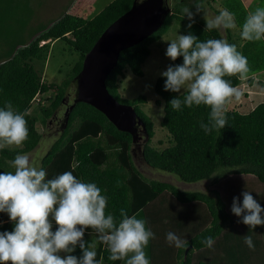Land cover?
Masks as SVG:
<instances>
[{
	"label": "trees",
	"instance_id": "obj_1",
	"mask_svg": "<svg viewBox=\"0 0 264 264\" xmlns=\"http://www.w3.org/2000/svg\"><path fill=\"white\" fill-rule=\"evenodd\" d=\"M211 1L214 5L215 0ZM238 1L241 8L246 10ZM133 2L114 0L91 19L64 13L49 27H41L29 42L23 40L16 43L17 46L21 45L17 49L9 46L13 34L0 37L3 45H0V107L10 101L17 111H27L25 119L29 128V138L22 145L0 150V167L10 163L16 155L28 154L37 147L42 135L34 125L38 121L46 125L52 119L69 96V88L72 84L76 86L75 78L82 68L85 55L105 29L126 13ZM182 4L185 5V2L182 1ZM224 6L233 14L237 11L231 4L224 3ZM22 8V0H0V19L14 20L9 16H22ZM212 8L219 15L220 11ZM175 19L184 25L185 35L193 34L201 41L222 38L218 30L207 31L206 21L199 16H194L193 22L185 17L180 8H174L158 31L120 52L116 67L105 82L109 93L119 103L131 105L146 126L149 141L143 146L144 165L174 175L187 184L204 180L216 182L230 175L233 179L251 176L263 185L264 190V102L246 114L228 110L227 126L206 134L200 124L208 122L210 108L204 105L189 108L182 104L180 111L172 109L169 102L178 97L183 100L184 93L165 91L166 78L160 76L155 82L154 91L162 100L161 127L167 131L170 144L164 149H156L149 145L154 136L153 123L141 109L146 98L139 96L129 102L121 96L119 84L125 78L126 70L135 77H143L142 66L150 56V46L159 41ZM189 23L192 24L191 28L188 27ZM58 41L63 42L71 53H76L78 60L67 74L68 78L52 90L50 84L43 81L36 65L45 64L51 43ZM228 42L232 44L230 39ZM246 46L247 43L243 48ZM248 58L250 72L246 84L251 87L254 83L251 76L260 71L261 66L256 65V60ZM182 63L183 57H180L176 61L171 60L169 65ZM227 79L233 86H239L242 82L236 77ZM257 84L264 87L261 81ZM46 92L53 95L38 103L39 116L35 117L29 113L33 100L36 95ZM131 140V135L118 131L93 107L76 103L69 112L66 127L42 157L41 167L47 172L46 179L71 171L83 182L95 183L107 197L106 212L114 215L117 221L121 219V208L126 209L129 215L136 214L138 218L146 220V227L155 234V239L150 240L145 249L150 264H264V226L252 229L240 222L242 218L231 211L234 197H238L242 204L243 197H239L242 196L239 194L247 187H242L236 180L231 182L227 179L230 187H223V193L218 190L190 192L166 182L147 179L132 160ZM252 195L264 207V191ZM164 205L168 208H162ZM0 222V231L14 229L6 213H0ZM57 228L53 221V231ZM168 232L187 240L188 246L178 249L169 245L166 239ZM246 235L252 237L254 250L245 243ZM209 236L215 241L211 248L202 243ZM84 239L91 242L96 239V234L92 229H87ZM96 251L97 260L103 257V264H125V261L109 260L106 245L98 243ZM71 254L79 257L82 250L77 247Z\"/></svg>",
	"mask_w": 264,
	"mask_h": 264
},
{
	"label": "clouds",
	"instance_id": "obj_2",
	"mask_svg": "<svg viewBox=\"0 0 264 264\" xmlns=\"http://www.w3.org/2000/svg\"><path fill=\"white\" fill-rule=\"evenodd\" d=\"M194 4L195 13L189 7L181 11L193 22L194 16L203 11L207 31L237 27L234 14L228 10L209 17L203 0H195ZM240 36L249 42L264 40V6L247 12ZM165 54L172 61L183 57L182 64H170L161 73L166 78L165 91L184 93L183 100L178 97L169 102L171 108L180 111L182 104L189 108L207 106L208 122H201V129L206 134L224 129L229 106L243 97L240 88L227 78L247 80V58L226 39L201 41L193 34L179 35L168 42ZM27 115V111H17L10 101L0 107V150L27 141ZM10 164L14 172L0 173V213L9 216L14 229L0 231V264H103V257L97 260L98 243L107 246L111 261L150 264L145 249L155 234L146 227V220L121 208V219L117 221L106 212L107 197L95 183L83 182L71 171L46 179V170L35 166L27 154L16 155ZM242 196V204L234 197L232 213L252 229L264 226V207L252 192L244 191ZM53 221L58 225L55 231ZM87 229L96 234L95 240L85 241ZM166 239L178 249L188 246V241L174 232H168ZM244 240L254 250L252 237L246 235ZM214 242L211 236L202 240L209 248ZM77 247L82 250L79 257L71 254Z\"/></svg>",
	"mask_w": 264,
	"mask_h": 264
},
{
	"label": "rangeland",
	"instance_id": "obj_3",
	"mask_svg": "<svg viewBox=\"0 0 264 264\" xmlns=\"http://www.w3.org/2000/svg\"><path fill=\"white\" fill-rule=\"evenodd\" d=\"M112 1L114 0H22V10L24 13L22 16H19V19H0V37L3 35L7 36L13 34L14 37L10 39L12 42L9 46H14L17 49L20 48L21 45L17 46L16 43H20L23 40H27L29 42L35 37L37 31L41 29V27H49L56 20H58L62 14H79L87 19H91ZM137 1L139 2L141 0ZM167 1L171 10L177 7L180 9L189 7L193 13L196 12L194 4L195 0ZM182 1L185 2V5L182 4ZM203 3L209 17L218 15L214 12V8H212V6L218 11L225 9L228 10L224 6V3H226L231 4V6L237 9L234 14L237 27L235 29H223L218 31L223 39H226L227 41L230 39L232 44L237 46L239 52L242 54L246 53V58L250 57L248 59L256 60V65L259 67L261 66V70L258 72L256 71L255 74L251 76V78L254 80V83L251 87L246 84V80L240 83L238 87L242 91L243 97L240 102H233L228 108V110L234 109L240 113L246 114L250 112L257 104L264 102V87L261 88L257 84V82L261 81L264 85V40L257 42L245 41L241 39L240 32L242 30V24L245 20L247 12L253 11L258 6H264V0H256V3H254L248 10L242 9L238 0H215L214 5H212L211 0H203ZM204 15L205 13L202 11L195 16H199L201 19L206 21L204 19ZM30 16L32 18H30ZM172 23L173 24L170 26L168 31L159 39V41L150 46V56L146 59L142 66L143 77H135L129 70H126L125 78L122 79L121 83L119 84V92L123 99L132 102L139 96L146 98V103L141 105V109L153 123L154 136L151 139L149 145L156 149H164L169 146L170 138L167 131L161 127L163 104L162 100L154 91V85L157 78L162 76L161 73L167 70V67L171 61L165 54L168 42L178 39L179 35H185V31H183L184 25H182L181 22L175 19ZM245 43H247V46L243 48ZM0 45L3 46L1 40ZM5 45L6 44H4V46ZM77 60V54L71 53L70 49L63 42H52L49 48L47 61L43 65H36V69L40 72L43 81L50 84L51 89L54 90L56 86L60 85L63 80L68 78L69 75L67 76V74L70 73L72 66ZM75 88V84L74 86L72 84V86L69 88L67 92L69 94V98L73 97ZM181 93H183V90ZM52 95L53 93L50 92L36 95L29 113L35 117L39 116L38 103L46 97H50ZM157 101L160 102L159 105L156 104ZM63 112V109H61L57 114V117L61 120H63ZM46 125L39 121L34 125L35 129L41 133L42 138L37 147L32 152L27 154L29 155L31 162L37 167H41L42 157L46 154L52 143L58 137L55 135V133H50L46 128ZM15 147L17 146L13 145L6 148L13 149ZM134 161V164H136L135 166H137L139 171L147 179L169 183L182 191H198L209 193L212 190H218L219 192L223 193V187H230L228 180L231 182L234 180L238 181L239 185L242 184V187H247L248 189L252 190V194H260L264 191L262 189L263 185H260L255 180V178L251 176H237L235 177L237 179H233L231 177L232 175H230L229 178H227L228 180L223 179L216 181L217 183L212 180H204L197 183L187 184L181 182L174 175L163 173L147 167L140 159H135ZM4 171L14 172V169L11 167L9 162L0 167V173ZM248 189L245 191H248ZM239 195H242V193ZM166 197L169 198L170 196L166 195ZM162 208L168 207L164 205ZM62 255L66 254L62 253Z\"/></svg>",
	"mask_w": 264,
	"mask_h": 264
},
{
	"label": "water",
	"instance_id": "obj_4",
	"mask_svg": "<svg viewBox=\"0 0 264 264\" xmlns=\"http://www.w3.org/2000/svg\"><path fill=\"white\" fill-rule=\"evenodd\" d=\"M170 12L166 0H135L126 13L105 29L83 59L75 78V97L64 112L61 132L74 105L87 104L103 114L118 131L131 135L132 160L135 163V159H140L144 164L143 146L149 141L146 126L131 105L119 103L109 93L105 82L116 67L120 52L158 31ZM65 100L68 101V97Z\"/></svg>",
	"mask_w": 264,
	"mask_h": 264
},
{
	"label": "flooded vegetation",
	"instance_id": "obj_5",
	"mask_svg": "<svg viewBox=\"0 0 264 264\" xmlns=\"http://www.w3.org/2000/svg\"><path fill=\"white\" fill-rule=\"evenodd\" d=\"M76 91V88H75ZM75 91H74V95L72 98H69L68 96V101L64 100L62 103V106L60 107L59 110L63 109V111L65 112L66 108L71 104V102L74 100L75 97ZM58 110V111H59ZM58 111L55 112L54 116L52 117L51 120L48 121L46 128L49 130V132H53L55 133L56 136H59V134H61V129L63 126V120L59 119L57 117ZM63 112V113H64ZM64 115V114H63Z\"/></svg>",
	"mask_w": 264,
	"mask_h": 264
},
{
	"label": "crops",
	"instance_id": "obj_6",
	"mask_svg": "<svg viewBox=\"0 0 264 264\" xmlns=\"http://www.w3.org/2000/svg\"><path fill=\"white\" fill-rule=\"evenodd\" d=\"M240 2L242 3V5L245 7L246 10L250 9V7L256 3V0H240ZM10 18H20V17H14V16H9ZM30 18H32L30 16Z\"/></svg>",
	"mask_w": 264,
	"mask_h": 264
}]
</instances>
